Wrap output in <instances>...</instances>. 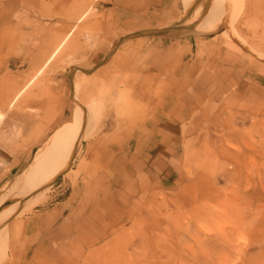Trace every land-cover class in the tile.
<instances>
[{
    "label": "rangeland",
    "instance_id": "1",
    "mask_svg": "<svg viewBox=\"0 0 264 264\" xmlns=\"http://www.w3.org/2000/svg\"><path fill=\"white\" fill-rule=\"evenodd\" d=\"M192 9L0 0V196L19 179L0 264H264V0H230L227 40L171 45ZM81 108L69 166H39Z\"/></svg>",
    "mask_w": 264,
    "mask_h": 264
},
{
    "label": "bare ground",
    "instance_id": "2",
    "mask_svg": "<svg viewBox=\"0 0 264 264\" xmlns=\"http://www.w3.org/2000/svg\"><path fill=\"white\" fill-rule=\"evenodd\" d=\"M195 1L197 0H185V6L187 7V10H189L192 7L193 2ZM212 1L214 2V6L210 10H207L205 8V5L207 4L208 0H198V5L196 6V9H194V12H195L194 14L195 16H197V19L199 21V24L197 23L198 27L196 28V30L205 32V31H211L215 29L216 27L220 28L222 26L224 28L225 23L228 21L227 16H228L229 8H230V0H212ZM239 13L240 11L238 10V13L234 14L233 20L236 21L239 19V16H240ZM83 18H84V14L81 16L80 21ZM71 33L72 31L68 33L67 36L60 42V44L57 46V48L52 53V55L48 58L45 64L38 70L36 75H34L29 80V82L26 85H24L23 88L18 93H16V95L11 100L12 106L17 102L18 99H20V97H22V94L24 93V91H26V89H28L29 86L32 85V83L38 78V76L44 72L45 68L49 65V63L53 60V58L60 51V49L64 46L65 42L67 41ZM81 109H82L81 112H79L78 110L76 111V120L78 121L73 125L64 127V129L66 130L60 135V137H58L57 141L52 145L51 151H49V153H46V155L42 157V161L40 162L39 166L42 164V162L44 166L45 164L47 165V162H48L47 159L49 156H52L51 162L54 163L52 171H56V172L61 171L63 169H66L69 166V163H70L69 158L77 150L78 145H80L79 143L82 137L85 136L84 135L85 130H88L89 128V131H91L92 130L91 128L92 127L94 128V121L91 120V116L87 119H83L84 117L83 109L85 108H81ZM0 115H2L1 112H0ZM18 182H19V179L10 183V185L6 189H4V192L0 196V225L2 224L0 226V230L3 229V226L7 224L6 219L7 217H9L11 213L13 202L11 204H8V203L11 202L10 200H14V196H15V193L18 187ZM6 235H7L6 231H2V233L0 232V258L3 256V254L6 253V246L5 248L2 247L4 246L2 244H3L4 238H6Z\"/></svg>",
    "mask_w": 264,
    "mask_h": 264
},
{
    "label": "crops",
    "instance_id": "3",
    "mask_svg": "<svg viewBox=\"0 0 264 264\" xmlns=\"http://www.w3.org/2000/svg\"><path fill=\"white\" fill-rule=\"evenodd\" d=\"M180 1L184 5V8H185L186 12L191 10V8H193V9L191 11V16L188 18V20H183L181 22L178 19L177 20H172L170 23H167L168 25L171 24L172 26L165 28V30H166L165 34H163L164 31H161V33H162L161 36L164 37L165 40H169L171 42V45H174V43H177V42L189 43L195 37L194 33L195 34H199V35H203V34L212 32L213 30H214L213 38H216V37H219V36H222V38H224V39L227 38L223 34L224 31L222 29L223 28L222 26L220 28L216 27L215 29H213L211 31H205V32L196 30V28L198 27L197 25L199 24V21L197 19V16H195V14H194L195 13L194 9H196V6L198 5V0L193 2V5H192V7L189 10H187V7L185 6L184 0H180ZM158 2L160 3V6L162 8L163 7L162 6L163 5V1H158ZM249 16L252 17V14H250ZM239 21L240 20L238 19L237 23H235V24H238ZM231 24H232V19L229 20V25H231ZM156 72L157 71H154V73H156ZM242 73H245V72L243 71ZM258 80H259V78L256 77V82ZM240 86H238V88H237V90H239V88H240V90L238 91L239 94H236V95L234 94V98H236L239 101V103L241 102L242 104L258 105L259 104L258 92H257V90H255V92H254V89H253V88L257 89V86L251 85L250 87L252 89H250L249 92L246 91L247 94H244L245 91H243L242 90V86L241 87ZM206 87H207V85H206ZM239 95H240V97H239ZM155 149H156V147H150V148H146V149L142 148V149L139 150L141 153L145 154L146 156H149V157H144V159H145L144 162L145 163L143 162V167H147L146 163H150L149 162L150 160L151 161L154 160L155 162H158L160 160V157L157 158V156H156V158H153V154L155 152ZM121 151L124 154L123 158H122V161L120 160L121 162L130 161V157H127L125 155L126 153L131 154V153L136 152V151H133L132 149H128V148H124ZM157 153H161V152L158 151ZM124 157H126V158H124Z\"/></svg>",
    "mask_w": 264,
    "mask_h": 264
}]
</instances>
